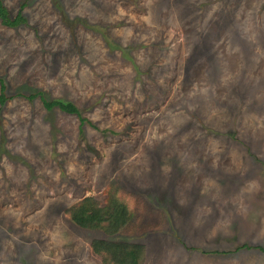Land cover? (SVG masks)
Returning a JSON list of instances; mask_svg holds the SVG:
<instances>
[{
	"label": "rangeland",
	"instance_id": "rangeland-1",
	"mask_svg": "<svg viewBox=\"0 0 264 264\" xmlns=\"http://www.w3.org/2000/svg\"><path fill=\"white\" fill-rule=\"evenodd\" d=\"M2 2L26 22L0 20V264H103L94 238L143 243L144 264H264V0ZM112 182L135 202L123 233L64 214Z\"/></svg>",
	"mask_w": 264,
	"mask_h": 264
},
{
	"label": "trees",
	"instance_id": "trees-1",
	"mask_svg": "<svg viewBox=\"0 0 264 264\" xmlns=\"http://www.w3.org/2000/svg\"><path fill=\"white\" fill-rule=\"evenodd\" d=\"M24 3H21V7L25 5ZM0 20L8 27H17L26 22L21 11L12 16L2 0H0ZM6 88L4 79L0 77V104H4L11 97L6 95ZM29 98H33V95H29ZM41 100L46 110L59 108L65 113L78 115L81 122L85 121L84 117L80 116L77 106L71 101L49 100L43 96ZM88 122L92 125L90 121ZM108 189L104 205L93 196L86 195L66 207L64 214L75 225L84 229L100 230L108 236L123 233L135 220V202L133 199H128L115 182H112ZM90 248L100 256L103 264H144L145 261V246L141 242L94 238L90 241Z\"/></svg>",
	"mask_w": 264,
	"mask_h": 264
},
{
	"label": "crops",
	"instance_id": "crops-1",
	"mask_svg": "<svg viewBox=\"0 0 264 264\" xmlns=\"http://www.w3.org/2000/svg\"><path fill=\"white\" fill-rule=\"evenodd\" d=\"M253 188H255V186H253ZM264 185L263 186H261V187H259L257 190H258V193H259V195H264ZM263 201H264V198H263ZM258 227H259V225L254 229V233H255V235L256 236H251V240H253V239H255V238H257V239H261V240H263L264 239V236H263V232L262 231H259L258 230ZM250 235H251V231H250V233H249ZM255 247H257L258 249H260L261 250V248H264V246H260V245H254ZM240 248H247V249H250V246L249 245H247L246 243H243V244H241V246H238V247H236V251L238 250V249H240ZM243 250H245V249H243ZM212 253H214V252H216L217 253V255H219V254H223L222 253V251H220V249L219 248H217V249H213V250H210ZM219 251V252H218ZM236 251H234V252H236ZM211 252H209V253H211Z\"/></svg>",
	"mask_w": 264,
	"mask_h": 264
}]
</instances>
